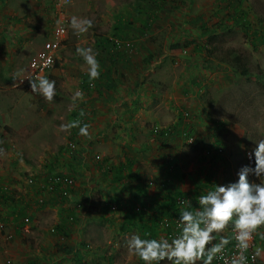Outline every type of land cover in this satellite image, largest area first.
I'll return each instance as SVG.
<instances>
[{"label":"rangeland","instance_id":"374dc122","mask_svg":"<svg viewBox=\"0 0 264 264\" xmlns=\"http://www.w3.org/2000/svg\"><path fill=\"white\" fill-rule=\"evenodd\" d=\"M56 1L34 0L35 12L41 10L44 13L41 18H34L39 13L31 14L30 2L0 0V163L5 171L8 169L9 173L19 176L9 179L17 180L19 185L17 188L12 185L5 187V194L10 200L18 195L23 202L34 200L36 203L43 199L41 204L35 206L33 203L38 215L35 212L36 217L30 219L26 227L21 223L23 217L20 218L17 213L14 217V221H18L16 228L0 220V231L10 236L0 240V256L2 261L9 257L14 263V257L22 259L30 253L42 258V264H130L127 254L130 258L133 254L127 250V239L122 236L124 228L116 223L126 208H129L127 216L139 212L135 210L136 204L131 202L125 207L124 202L113 201L117 211L110 209L112 204L109 202L105 207V199L99 196V191L88 189L90 182L86 175H97V171L94 174L88 171L94 170L89 159L95 151L90 158L83 154L87 149L84 135L78 134V128L60 129L61 124L72 121L81 109L86 111L83 83L89 79L88 65L75 49L78 46L92 48L88 43L89 30L78 35L69 26V20L75 15L94 22L97 13H105L104 0H70L64 6L68 35L57 52L53 67L46 74L56 82L53 99L49 101L33 92L28 83L31 81L28 79L30 58L41 49L57 22ZM191 1H185L184 6L183 0L164 2L170 14H179L180 9L189 10L193 5L195 9L202 8V17L191 20L197 21V25H194L196 32H190L187 28L190 19L187 20L185 13L174 18L170 15V19L159 21V27L170 24L163 36L158 37L160 47L169 42L167 48L173 51L164 57V51H159L154 59L150 57V64L155 63L152 67L157 69V78L174 76L173 79H176L169 95L162 93L164 86L161 88L160 107L169 105L173 115L169 124L179 128L186 127L182 115L188 113L186 128L190 130L193 141L188 144L185 136H175V145L180 144L188 151L189 165L194 173L203 177L205 190L213 182L235 180L238 168L245 164V153L251 151L258 140L264 139V0ZM191 14L195 15V12ZM109 22L105 21L103 26ZM201 24L206 25L202 32L199 28ZM166 30H176L175 38L164 41ZM199 42L204 45L200 52L195 49V46L199 47ZM39 43L40 48H36ZM102 46L101 50L95 51L97 56L112 54L111 46ZM239 70H244L245 75ZM76 91L82 95L75 97ZM180 97L185 98V104L179 102ZM87 125L89 130V123ZM69 137L75 142L76 149L73 151L64 149ZM169 137L164 135L157 141L164 153L169 151V145L163 147L160 143ZM109 138L115 137L109 135ZM188 145L193 149L186 147ZM217 146H222L221 154L216 153ZM13 156L22 157L27 170ZM83 157L85 163L79 167L78 160ZM170 157L163 156L166 162ZM117 165L114 164V167ZM106 171L99 169L100 173ZM53 175L73 177L75 189L72 191L64 187L54 192L46 191L45 186ZM98 176L101 177V174ZM250 179L258 181L254 175ZM99 184L103 183L100 181ZM43 191H46L49 200L46 201L41 195L45 193ZM81 192L83 204L76 208L74 200ZM90 199L103 201L95 212L90 209ZM53 200H57V204ZM52 203L57 205L56 209H51ZM74 215L78 217L77 221ZM70 216H73L75 227L60 242L50 228L63 223ZM129 229H132L131 234L136 232L134 228ZM8 250L15 255L7 253Z\"/></svg>","mask_w":264,"mask_h":264},{"label":"crops","instance_id":"0c3cea01","mask_svg":"<svg viewBox=\"0 0 264 264\" xmlns=\"http://www.w3.org/2000/svg\"><path fill=\"white\" fill-rule=\"evenodd\" d=\"M26 1L31 4L30 11L32 15L39 13L34 18H41L44 13H41V10L35 12L34 0ZM168 1L104 0L106 4L105 13H97L98 16L95 17L93 25L88 29L90 35L88 43L92 45L94 51L101 50L104 44L110 47L111 45L108 39L112 38V36L134 40V45L130 50H119L120 52L118 53L112 52L110 54V52L108 56H97L102 69L100 76L95 80L88 79L87 83H93L90 88H88L86 82L83 83L85 91L83 98L87 101V108L84 111L86 115L84 116H87V123L90 125L88 135L83 137L85 140V149H87L83 151V154H87V158L88 156L90 158L93 151L97 152H94L91 159H89L94 170L88 169V171L91 174L97 171V175L95 176L94 174V177H91L90 174L86 175L89 177L90 182L88 189L99 191V196L105 199V203L103 204L105 207L107 206V202L112 204L113 201L124 202L125 207H128L131 202H134L136 204L135 208L137 206L141 207V210L132 216H127L129 208H126L125 213H122V216L118 219L116 225L119 224L120 227L124 228L122 230V236L125 239L131 236L132 229L130 230L129 228H134L141 235L145 232L149 233L152 237L164 235V232L156 225V222L158 221V210L161 209V211L167 213L173 212L174 203L172 199H170L171 201L167 199V191L170 190L169 192L172 191L175 194H182V196L192 201L193 206H196L195 197L203 191V177L200 176V178L193 172V168L188 162V151L183 149L180 144L175 145V136L178 134L172 133L173 135H169L168 133L162 132V135H157L152 133L154 127H170L169 121L173 115L170 113L169 105L160 107L159 96L163 86L165 90L162 93L166 92L167 96L170 94L174 82L176 83V79H173L174 76H168L169 78L163 79L157 78L155 75L157 69L152 67L155 63L154 65L153 63L150 64V57L154 59L159 51H164L163 57L167 55L166 53L169 54L173 51L167 48L169 42H165L160 47L158 37L163 36L165 28L169 27L170 24L159 27V21L170 19V15L174 18L176 15H181L180 13H185L187 20L190 19V22L194 24L195 21L191 20H198L202 17V8L198 7L195 9L193 5H190L189 10L184 11L180 9L179 14H170L165 9L166 6H164V2L167 3ZM185 1L187 0H183V6L187 3ZM188 2L192 1L188 0ZM192 11L195 12V15L191 14ZM107 20L110 22L104 27L103 25ZM167 29L169 30V28ZM168 30H166L167 35L164 41H167L169 38L174 39L177 33L176 30L175 32L171 30L168 32ZM145 31H148L150 34L148 36H142ZM36 48H40V43ZM179 102L185 104V98L180 97ZM164 115L166 117H163ZM75 116L74 118L77 117ZM165 119L166 122L164 123ZM163 134L170 136L167 141L163 140L160 143L163 147L169 145V151L166 153L161 151V147L157 143L159 137L164 136ZM109 135L115 138H109ZM67 140H73V138L69 137ZM11 144V146L15 147V144ZM45 144L47 143L45 142ZM64 149L68 151L66 144ZM97 155L102 156L101 161H95ZM165 155H171L175 159L174 161L177 163V167L174 172L167 171L166 160L163 158ZM13 157L19 160L17 162L21 163L24 169L28 168L23 164L22 157L20 159L16 156ZM83 159L84 157L78 160L79 167L85 163ZM7 160L10 163V158ZM24 162L28 163L26 160ZM114 164H118L119 166L124 165L125 167L118 174H115L113 171L107 173L105 169L110 168ZM1 167L0 163V220L10 225V227L14 225V228H16L17 225L15 224L18 221H14L15 213L21 217L28 216L29 220H33L38 215V209L35 208L37 202L35 203L34 200H24L25 202H23L18 195L13 196V198L11 197L12 200H10L7 194H5L6 191L3 192V189L10 187L9 185L17 188L19 185L17 180L9 181V179L19 178V176L13 172L11 174L8 169L5 171ZM100 168L101 171L106 172L100 173ZM98 174H101V177ZM148 179L156 182H166L167 180L170 184L167 191L163 190L164 192H162L158 188L149 187L147 185ZM100 181L103 183L102 185L99 184ZM43 192L45 193L41 195L44 196L46 201L49 200L48 196H46V191ZM49 197L51 196L49 195ZM56 201L54 202L57 204ZM100 202L103 203L100 199H90V209L94 212L97 211L101 207ZM33 203H35V206H33ZM56 204L51 205V209H56ZM112 206L114 205L112 204L110 208ZM115 208L118 210L117 206ZM103 209L106 210L107 208ZM180 209L177 211H180ZM76 216L78 215L76 214ZM78 217L75 218L76 221ZM109 222L112 223L113 220L109 219ZM112 225H115L114 222ZM73 227H75L74 224ZM73 227L72 229H74ZM226 231L230 235V229ZM125 243L127 244V240ZM253 243L254 246L264 247V240H261L259 236L253 237ZM8 252L10 251L8 250ZM11 255L14 256L15 253ZM127 258L131 260L130 264H142L134 254L131 258L127 254ZM14 259V264L43 263L41 261L42 258L30 253L24 255L22 259L17 257H14ZM133 259H136V262H133ZM33 260L34 262L31 263ZM2 262L0 256V264H3ZM257 264H264V255L257 258Z\"/></svg>","mask_w":264,"mask_h":264},{"label":"clouds","instance_id":"9594fccd","mask_svg":"<svg viewBox=\"0 0 264 264\" xmlns=\"http://www.w3.org/2000/svg\"><path fill=\"white\" fill-rule=\"evenodd\" d=\"M92 20L73 15L69 26L79 35L88 31ZM76 53L88 65L90 80L101 74L98 53L91 47H77ZM56 82L47 76H38L30 81L33 92L51 101L56 92ZM80 91L74 93L81 96ZM80 116L85 115L83 109ZM78 128V134L87 136L88 125L79 118L61 124V130ZM251 164L241 165L236 179L226 183L213 182L211 187L195 197L196 206L185 197L184 205L176 218L171 235L152 237L149 233L134 232L127 239L129 252L143 264H249L264 255V247L252 246L254 236L264 240V139L258 140L249 153ZM254 175L257 180L250 179ZM230 229L232 235L226 230ZM235 241L232 244V241ZM232 244V255H227Z\"/></svg>","mask_w":264,"mask_h":264},{"label":"built area","instance_id":"2783aa9c","mask_svg":"<svg viewBox=\"0 0 264 264\" xmlns=\"http://www.w3.org/2000/svg\"><path fill=\"white\" fill-rule=\"evenodd\" d=\"M70 0H57L54 4V8L57 11L58 19L57 22L54 24V26L51 29L50 37L43 42L42 48L37 51L31 58L28 63V69H29V80H35L38 76H46V74L51 70L53 67L55 58L57 56V52L62 47L64 41L67 38L68 30H67V23L68 19L66 18V15L64 14V6L69 2ZM62 15V16H61ZM119 42L117 41V44ZM120 44V43H119ZM124 47L129 48V44L127 42H124L122 44ZM31 87V86H30ZM189 116L187 114V118L185 121L189 120ZM83 122L87 123V118H80ZM187 143H192V137L187 139ZM66 147L68 151H73L76 149L74 140H69L66 143ZM218 153L222 152L221 148L217 149ZM251 151H247L245 153V164H251L254 166V159L249 160V153ZM102 156L97 155L95 157V161H101ZM106 166V165H105ZM107 168V167H106ZM108 169V168H107ZM106 169V170H107ZM29 183H32L31 179H28ZM76 181L71 176H63V175H53L49 178L48 183L45 186V190L48 192H54L57 188H64V189H71L72 191L75 189ZM82 192L80 193V196H77L74 201V206L76 208H80L83 204L82 201ZM184 199V197H178L177 203L180 206H184L180 201ZM43 200L39 199L37 204H41ZM110 209L114 210L115 206H112ZM138 210V207L136 208V211ZM176 218L173 219H163L161 222V227L165 229L166 236L171 235L173 233V230L175 228ZM29 217L25 216L21 219V223L24 227H26L29 223ZM57 226H53L50 228L51 233H54V235L57 237V239L60 242H63L66 238V236L71 232L73 227V216H70L67 220H65L60 226L59 230L57 231ZM167 230V231H166ZM230 235H232L230 230ZM10 238L8 234L2 233L0 231V240ZM235 241H232V244H234ZM232 244L229 245L227 255H232L234 249L232 248ZM252 246H254L253 240L250 242ZM3 264H14L13 260L9 257H5ZM213 264H223V261H214ZM249 264H257V259L253 261L251 259V248L249 250Z\"/></svg>","mask_w":264,"mask_h":264},{"label":"trees","instance_id":"16d2710c","mask_svg":"<svg viewBox=\"0 0 264 264\" xmlns=\"http://www.w3.org/2000/svg\"><path fill=\"white\" fill-rule=\"evenodd\" d=\"M197 23V21H195L194 22V24L192 25V23L191 22H189L188 23V25H187V28H189V30H190V32L191 31H193V32H196L197 31V28H196V26H194V25H197L196 24ZM205 26L206 25H204V24H201L200 26H199V28H200V31L202 32V30H204L205 29ZM150 33L148 32V31H145L143 34H142V36L144 35V36H148ZM191 35V34H190ZM109 40V42H110V45H111V49H112V52H116V53H118V52H120L119 50H130V49H132V47H133V45H134V40L133 39H131V40H127V39H124V38H121V37H119V36H112V38H110V39H108ZM66 41V40H65ZM64 41V42H65ZM117 41L120 43H118L117 44ZM172 41V40H171ZM124 42H127L128 44H129V48H126V47H124L122 44L124 43ZM200 43V42H199ZM115 50H114V49ZM110 49V48H109ZM111 49H110V51H111ZM195 49L197 50V51H201L202 49H204V45L203 44H199V47L198 46H195ZM240 72H241V74L242 75H245V72H244V70H239ZM87 81L88 80H85V82H86V85L88 86V88H90V87H92V85H93V83L92 82H88L87 83ZM28 83H30V81L28 82ZM77 114V113H76ZM79 114V113H78ZM76 115L75 117L76 118H84V117H86V116H80V115ZM187 114L188 113H186V112H184L183 113V115H182V118H183V122L185 123V125H186V127L188 126V122H189V120H187V121H185V119L187 118ZM189 116V115H188ZM76 118H74V119H76ZM87 118V117H86ZM189 119V118H188ZM186 127H183V128H179V126H176V125H170V127H167V128H158V127H154L153 129H152V133L153 134H160V135H162L161 133L162 132H164V133H168L169 135L170 134H172V133H176V134H178V135H176V137L177 136H185V138L186 139H188V138H191L192 136L190 135V130H188ZM186 128V129H185ZM164 135V134H163ZM173 135V134H172ZM187 141V140H186ZM192 141H193V137H192ZM188 144H191V143H188ZM186 147H188L189 149H193V147L192 146H190V145H188V146H186ZM218 148H221L222 149V152H223V148H222V146H217L216 148H215V151H216V153H218L217 152V149ZM221 152V153H222ZM221 153H219V154H221ZM212 157H214V155H212ZM175 159H173V157H170V159L169 160H167V162H166V164H167V167H166V169H167V171L168 172H174L175 171V169H176V167H177V163L174 161ZM125 166L124 165H122V166H119V165H117V167L115 168L114 167V165L113 166H110V168H108L107 169V171L108 172H110V171H114V169L116 170V172H115V174H118L119 173V171H122L123 170V168H124ZM112 169V170H111ZM177 175V174H176ZM169 182H167V180H166V182H156V181H154V180H151V179H148L147 180V185H149V187H155V188H158L159 189V191H167V188L169 187ZM203 185H204V183H203ZM4 191H6L5 189H3V192ZM170 191V190H169ZM169 191H167V193H168V200H170V199H172L173 200V205H174V209H173V212L172 213H167V212H163V211H161V209L160 210H158L157 212H158V221L156 222V225L160 228V229H162L163 231H165V229L164 228H162L161 227V222L163 221V219H167V220H169V219H173V218H175V217H178V215H179V211H177L178 209H180V208H182V207H184V206H180L178 203H177V198L178 197H184L185 198V196H182V194H175V192H169ZM172 197V198H171ZM171 201V200H170ZM138 207V210L137 211H140L141 210V207L140 206H137ZM136 207V208H137ZM136 208H135V210H136ZM20 218H22V217H20ZM62 223H60L56 228H57V231L59 230V226L61 225ZM167 231V230H166Z\"/></svg>","mask_w":264,"mask_h":264}]
</instances>
